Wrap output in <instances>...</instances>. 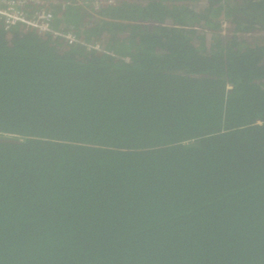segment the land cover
<instances>
[{
  "label": "trees",
  "instance_id": "trees-1",
  "mask_svg": "<svg viewBox=\"0 0 264 264\" xmlns=\"http://www.w3.org/2000/svg\"><path fill=\"white\" fill-rule=\"evenodd\" d=\"M200 1L0 23V264H264V0Z\"/></svg>",
  "mask_w": 264,
  "mask_h": 264
},
{
  "label": "built area",
  "instance_id": "built-area-1",
  "mask_svg": "<svg viewBox=\"0 0 264 264\" xmlns=\"http://www.w3.org/2000/svg\"><path fill=\"white\" fill-rule=\"evenodd\" d=\"M125 0H0V23L5 31H11L16 27H22L26 30L35 31L40 36H49L53 39L63 40L68 45L79 46L87 51L97 52L113 57L125 63L131 62L126 56H120L113 51L106 49L99 41H88L79 37L75 31L68 28L66 24L57 23V13L48 6L54 5L65 9L68 6L79 7L91 15V19L100 21H113L110 18L100 14V11L109 6L116 7ZM224 6L230 5L229 1L224 0ZM193 6L194 3H184ZM208 4L207 0L198 2L197 7L204 8ZM131 23V22H126ZM133 24L149 25V23L132 22ZM158 26L177 27L174 23L165 22L164 24H154ZM204 32L218 34L224 38L236 37L240 41L249 42L246 32L231 30V20L222 16L220 27L217 31L208 30L205 27H199ZM256 29H253L255 31ZM210 36V35H209ZM211 37V36H210Z\"/></svg>",
  "mask_w": 264,
  "mask_h": 264
},
{
  "label": "water",
  "instance_id": "water-1",
  "mask_svg": "<svg viewBox=\"0 0 264 264\" xmlns=\"http://www.w3.org/2000/svg\"><path fill=\"white\" fill-rule=\"evenodd\" d=\"M10 142L13 143V142H16V141L13 140V139L0 137V143H10Z\"/></svg>",
  "mask_w": 264,
  "mask_h": 264
},
{
  "label": "rangeland",
  "instance_id": "rangeland-1",
  "mask_svg": "<svg viewBox=\"0 0 264 264\" xmlns=\"http://www.w3.org/2000/svg\"><path fill=\"white\" fill-rule=\"evenodd\" d=\"M229 2H230V5H232L233 4V2H232V0H229ZM208 30H210V29H208ZM212 31V30H211ZM215 31H217V30H215ZM257 37H259L260 38V40L261 39H263L264 40V33L262 32L261 34L259 33V34H257ZM243 43H246V44H248L247 43V41L245 42V41H243Z\"/></svg>",
  "mask_w": 264,
  "mask_h": 264
},
{
  "label": "flooded vegetation",
  "instance_id": "flooded-vegetation-1",
  "mask_svg": "<svg viewBox=\"0 0 264 264\" xmlns=\"http://www.w3.org/2000/svg\"><path fill=\"white\" fill-rule=\"evenodd\" d=\"M240 2H241L242 4H244V3H248V0H240Z\"/></svg>",
  "mask_w": 264,
  "mask_h": 264
},
{
  "label": "bare ground",
  "instance_id": "bare-ground-1",
  "mask_svg": "<svg viewBox=\"0 0 264 264\" xmlns=\"http://www.w3.org/2000/svg\"><path fill=\"white\" fill-rule=\"evenodd\" d=\"M264 33V32H263Z\"/></svg>",
  "mask_w": 264,
  "mask_h": 264
},
{
  "label": "crops",
  "instance_id": "crops-1",
  "mask_svg": "<svg viewBox=\"0 0 264 264\" xmlns=\"http://www.w3.org/2000/svg\"><path fill=\"white\" fill-rule=\"evenodd\" d=\"M65 10V9H64Z\"/></svg>",
  "mask_w": 264,
  "mask_h": 264
}]
</instances>
